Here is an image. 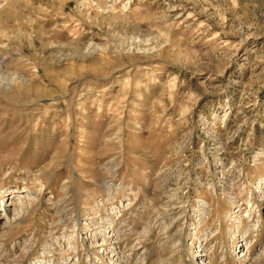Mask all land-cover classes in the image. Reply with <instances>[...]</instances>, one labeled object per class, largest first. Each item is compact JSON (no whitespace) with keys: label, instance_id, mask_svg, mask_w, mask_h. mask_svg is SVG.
I'll return each mask as SVG.
<instances>
[{"label":"rangeland","instance_id":"374dc122","mask_svg":"<svg viewBox=\"0 0 264 264\" xmlns=\"http://www.w3.org/2000/svg\"><path fill=\"white\" fill-rule=\"evenodd\" d=\"M14 74L0 264H264V0H0Z\"/></svg>","mask_w":264,"mask_h":264},{"label":"bare ground","instance_id":"6f19581e","mask_svg":"<svg viewBox=\"0 0 264 264\" xmlns=\"http://www.w3.org/2000/svg\"><path fill=\"white\" fill-rule=\"evenodd\" d=\"M15 77H16V75L14 74L13 76L12 75H8V76H6V77H2L1 78V85H10V84H12L13 83V81L15 80ZM8 228V227H7ZM11 234V229L10 230H8L7 232H5L4 233V235H3V237L4 238H6V240H7V238L9 237V235ZM2 239V238H1ZM194 263L195 264H197V261L196 260H194Z\"/></svg>","mask_w":264,"mask_h":264}]
</instances>
